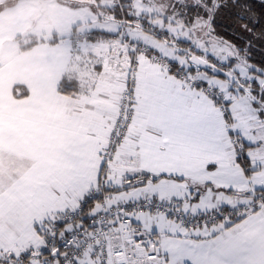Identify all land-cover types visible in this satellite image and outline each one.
Instances as JSON below:
<instances>
[{"label":"snow or ice","instance_id":"6c2138e0","mask_svg":"<svg viewBox=\"0 0 264 264\" xmlns=\"http://www.w3.org/2000/svg\"><path fill=\"white\" fill-rule=\"evenodd\" d=\"M0 264H264V0H0Z\"/></svg>","mask_w":264,"mask_h":264}]
</instances>
